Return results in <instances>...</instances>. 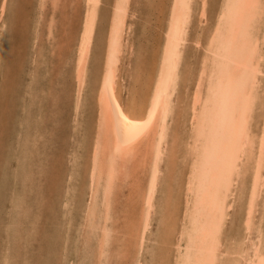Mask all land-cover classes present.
Returning a JSON list of instances; mask_svg holds the SVG:
<instances>
[{"label": "bare ground", "instance_id": "6f19581e", "mask_svg": "<svg viewBox=\"0 0 264 264\" xmlns=\"http://www.w3.org/2000/svg\"><path fill=\"white\" fill-rule=\"evenodd\" d=\"M13 1L2 0L0 7V67L5 48L6 31L13 23V18H7L8 9L12 4H16ZM37 1L39 4L37 16L40 19L48 0ZM59 2L60 0H51L53 11L57 9ZM75 2L77 1L75 0ZM83 2L84 13L81 14L82 19L78 22H81V28L79 27L80 31L76 39L71 68V78L75 85V119L79 115L83 103L82 97L88 81L89 62L93 53L102 5V0H84ZM211 3H214L215 6H211ZM80 5L78 4V6ZM131 6L132 0H113L110 3L106 35L101 42L103 48L100 46L103 57L95 91L96 115L93 128L89 130L91 134L88 135L90 140L88 143L91 144V149L89 166L86 169L87 175L84 173L86 177L88 176V181L84 180L88 185L85 187L87 190L84 187L81 188L83 189L81 192L84 190L88 192L84 191L85 194L87 193V197L85 196L87 199L82 208L83 214L80 212L83 215L79 225L82 229L81 243L83 247L81 248L83 250L80 252L78 264H110L114 257L119 259L127 257L128 250L131 248L135 252L133 264H144L147 254L146 244L150 243L147 235L156 210L161 214L162 221L159 220L161 226L156 231L157 245L154 253L153 251L151 254L148 252L153 260L152 264H160V262L163 264H264V95L262 96L264 94V89H262L264 87L262 84L264 77V0H170L166 20L164 19V29L162 34L158 33L162 36H157L159 38L161 36L162 41L159 46L152 42L155 44V48L151 47L154 57L151 61L148 60L143 65L134 64L133 79H131L128 90L129 101L125 104L120 96L118 80L126 48L125 36L129 30L128 21L135 16L134 12H131ZM210 11H214L212 17L208 16ZM193 21H195V26L192 36H189ZM38 23H35L36 26L33 28L32 41L35 44L37 41H42L40 39L42 38L40 37L41 32L37 33ZM54 23L55 16L52 13L48 18L47 34H45L48 36L45 38L47 40L51 39L50 37L54 34ZM155 39L153 38V40ZM145 41L147 42V39L143 42ZM146 42L142 45L145 46ZM189 43L192 44L194 52L198 53L197 50L201 49L198 66H195L196 70L192 69L193 66L190 67V58L185 56L186 50L189 48L186 45ZM142 50L143 48L140 47L139 55L143 54ZM41 54L43 57L44 53L41 52ZM190 54L192 53L190 52ZM140 61H145L144 57H141L138 63H141ZM46 66L48 67V65ZM148 70H150L149 73ZM141 78L145 80L144 86L146 85L148 90L144 86L142 88L139 86ZM28 86L29 84L25 85V87ZM189 86L191 87L189 88ZM137 87L141 92H138ZM179 91L183 92L179 93ZM138 93H143V95L140 98L137 97L138 101H136L135 96ZM53 94L55 95V93ZM175 95H178L176 96L178 101L179 99L186 100L182 106L183 109L175 106ZM23 96L20 98L24 102ZM44 100L46 101V99ZM21 105L20 107L23 109V104ZM22 109L20 108V110ZM21 112L23 113V111ZM173 113H178L179 118L186 116L184 126L187 124L186 129L182 130L184 148L181 155L183 162L181 169L184 170L181 178L184 180L182 183L180 181L178 186H176L177 184L173 185V182H167L170 171H176L172 164L176 155L177 142L180 140V137L176 138L175 130L170 127V117ZM16 117L18 118V116ZM27 126L25 127L27 128ZM22 161L24 163V159ZM84 174L82 176H85ZM77 176L79 175L77 174ZM82 176L80 175L79 178H86ZM4 178L6 179V177ZM77 180L80 181V179ZM126 185L128 186L126 187ZM163 185L165 190L161 188ZM124 187H126L128 195L125 197L127 199L125 203L122 202L123 198L121 197ZM64 190L63 196L69 194V188ZM74 192L77 193V190L74 189ZM26 193L25 195H27ZM73 193L71 198L75 196ZM29 195L26 198H29ZM67 198L66 196L65 199L69 200ZM43 199L45 200V198ZM71 201L73 202V200ZM77 203L82 205L81 202ZM79 204H77L78 209L81 207ZM116 204L126 207L127 212L134 208L137 209V205H140L138 210L133 212L129 222L128 219L125 221L128 224V229L123 228L120 225V220L117 219ZM234 204H240L241 229L238 228L228 237L225 235L224 227L230 211L235 210V208L233 209ZM71 209L74 210L72 207ZM45 210L47 209L45 208ZM65 210L67 211V209ZM79 210L81 211V208ZM75 212L73 211V213ZM236 213L232 215L234 216ZM178 214H181L179 223L175 218ZM66 216H69L68 212ZM178 218L180 219V217ZM73 220L75 219L73 218ZM117 224L118 228L122 227L126 231L122 232L120 228L118 230ZM16 225H18L17 222ZM32 226L31 224V228ZM35 231L33 230V232ZM62 233L60 237L64 236ZM116 239L121 241L119 249L112 246L115 245ZM160 245H163V248L170 254H174L173 257L170 255L172 257L170 260L169 252H167L168 254L161 253ZM163 248L162 250H164ZM8 257L4 258L3 264L12 263L9 261L12 257L9 259Z\"/></svg>", "mask_w": 264, "mask_h": 264}, {"label": "rangeland", "instance_id": "374dc122", "mask_svg": "<svg viewBox=\"0 0 264 264\" xmlns=\"http://www.w3.org/2000/svg\"><path fill=\"white\" fill-rule=\"evenodd\" d=\"M76 1L77 2H75V0H60V2L58 3V6L56 7L57 9L53 11V8L51 6V0H48L49 4L47 3L46 7L43 9V13H41L40 19H38V16H37L38 15V5H39L37 0H14L13 3H16V4H12L10 6V9H8V11H7V18H9V19L13 18L12 19L13 23H12V25H10L8 27V29L6 31L5 48H4V53L2 56L3 58L1 59L2 66L0 67V94H1V97H0V101H1L0 102V174L1 175H0V178L5 179L4 177H6L5 180L0 179V237H1L0 238L1 239L0 240V264H3L4 258L8 257V255H12V256H9L8 259L12 257L9 261L10 262L12 261L13 264H54V263L55 264H63V263L64 264H70V263L71 264H78L80 261L79 255H81L80 252L83 250L81 247H83V246L81 243L82 229H80L79 225L81 222V218H83V215H82L83 209L82 208L84 207L83 205H85V200L87 199L86 198L87 193L85 194V192H88V191H85V190H87L85 187H87L86 185H88V183L86 181L84 182V180L88 181V176L86 177V175H87L86 169L89 166L88 164H89V156H90V149H91L90 148L91 144L88 143V142H90V140L88 139L89 138L88 135L91 134L89 132V130H91L90 128H93V121H94V117L96 115L95 91H96V86H97L98 79L100 76V68H101L102 57H103V56H101L103 53L102 52L103 46H101L102 45L101 42L103 41L102 39H105V35H106L105 29H107L108 15H109V9H110L109 6L113 0H102L101 10H100L101 14L99 15L100 17L98 20V25H97L96 35H95V41H94L95 43L93 46V53H92L91 60L89 62V73H88V79H87L88 81H87L86 87L84 89L83 97H82L83 103H82L81 109H80L81 113L79 112V115H77V117L75 119V117H74V115H75V112H74L75 85L73 82V78H71L72 77L71 68H72V60H73V56H74V49L76 47V39L78 37V33L80 31V28H81V22L80 23H78V22L82 19V15L84 13V2H83L84 0H81V1L76 0ZM1 4H2V0H0V7H1ZM59 4H60V6H59ZM70 4H72V5H70ZM78 4L79 5L81 4V5L78 6ZM169 4H170V0H132L131 12H134L135 16H133L132 19H129V21H128L129 30L125 36V39H126L125 47L126 48H125L124 56H123L122 61H121L120 74H119L120 76H119V80H118L119 81L118 85H119V89H120V96L122 98V102L125 104H127V102L129 101L128 90L130 88L131 79H133L132 74H133V70H135L134 64H137V65L142 64L143 65V63L145 64L146 61H148V60L151 61L152 58H154L151 49L155 46V44H157L159 46L160 41H162V38H161L162 35L161 34H162L163 29H164V21L166 20L165 18H166L167 8H168ZM210 5L215 6L214 3H211ZM77 10L78 11L80 10V12H79L80 14L78 13ZM157 11H159V12L161 11V12L158 13ZM46 12H48L50 15L52 13H54V16H55V23H54L55 25L53 28V31L54 30L55 31H54V34L52 35V37H50L51 39H49V40L45 39L46 37L48 38V36H46L45 34H47L48 18L50 17V15ZM212 12H214V11H212ZM212 12L211 11L208 12V16L212 17L213 16ZM63 15H65V16H63ZM44 16H45V19L43 18ZM62 17H64V18H62ZM78 18H79V20H77ZM38 21H39V23H38ZM57 21H58V23H57ZM194 22L195 21H193V24L191 25L192 28H190L189 36H192L193 28L195 26ZM35 23L39 24V27L37 29V33L39 34V32H41L40 37H42V38H40L42 41H37L36 44L33 43V41H32L33 28L36 26ZM130 26H131V29H130ZM140 29H142V30L144 29V30L142 31ZM100 30H102V31H100ZM158 33H161V34H159V35H161L160 38L157 37V36H159ZM134 35H135V37H134ZM96 38H98V39H96ZM153 38L154 39L156 38V39L153 40ZM146 39H147V42L145 41L146 45L143 46L142 43L145 44V42H143V41ZM151 40H153V41H151ZM152 42L155 44H153ZM53 43H55V44H53ZM186 46L189 48L185 47V48H187V50H186L187 54L185 53V56L190 58V61H191V62L189 61V63H191L190 67L193 66L192 69H195L198 66L197 65L198 57H199V54L201 52V49L197 50V52L198 51L199 52L196 53V52H194L195 51L194 48H192L193 47L192 44L189 43ZM140 47L143 48V50H142L143 54H141L142 56L139 55V52H140L139 48ZM127 49L128 50L130 49V50L128 51ZM145 49H146V51H145ZM38 50L40 51V53H38L39 52ZM148 50H149V52H148ZM57 51L59 54L57 53ZM41 52L44 53L43 57L41 56L42 55ZM190 52L192 54H190ZM195 53H196V55H195ZM131 54H133V55H131ZM195 56H197V58H195ZM141 57H144L145 61H143V62L140 61L141 63H138L139 59ZM40 58L41 59L43 58V59L41 60ZM191 58H192V60H191ZM124 59H125V61H123ZM193 61H195V62H193ZM54 63H55V67H54ZM58 63H60V64H58ZM46 65H48V67ZM130 65H132V66H130ZM46 71H48V72L46 73ZM149 72H150V70H148V73ZM45 73L48 75H46ZM54 74H56V75H54ZM124 75H126V76H124ZM130 75L132 78L130 77ZM124 78H126V79H124ZM125 80L128 82H126ZM262 80L264 81V77L262 78ZM94 81H95V83H94ZM140 81L141 82H140L139 86L142 88L144 86V83H146V82L142 78ZM142 81H144V82H142ZM263 81H262V84L264 86ZM29 82H31V83H29ZM28 84H29V86L25 87V85L27 86ZM55 84H56V86H55ZM144 87H146V85ZM190 87L191 86H189V88ZM145 89L148 90V87H146ZM262 89H264V87ZM23 90H25V91H23ZM137 90H138V92H141V90L138 87H137ZM181 92H183V91H179V93H181ZM26 93H27V95H26ZM53 93H55L56 96ZM22 95H24L23 96L24 102L20 98V97H22ZM141 95H143V93L142 94L138 93L135 96V100L138 101L137 97L140 98ZM263 95L264 94H262V96ZM176 96H178V95H175V97H174V104H175V106L177 105L181 109V107L184 106V102H186V100L184 101L183 99H179V101H178V98ZM125 98H126V100H125ZM44 99H46V101ZM60 101H61V103H60ZM42 102H43V104H42ZM21 104H23V109H22V107H20ZM20 108L22 110H20ZM182 109H183V107H182ZM21 111H23V113ZM184 113L186 114V112H184ZM173 114H174V116H173ZM173 114L170 117V127L173 130H175L176 138L180 137L179 138L180 140L178 139L179 141L177 142V146H176V155L174 157L175 159H174L173 164H172V166L176 168V171L174 169H173L174 170L173 172L170 171V175L167 176V180H168L167 182L168 183L173 182L174 183L173 185L177 184L176 186H178L179 182L181 181V183H182V180H184V178H181L182 177L181 175H183V170H184V169H181L182 165H183L181 155L183 153L182 150L184 148V145L182 142V140H184L183 135H182V130L186 129L185 126L187 127V124H185V126H184V123H185L184 118L186 116L183 118L182 117L179 118L178 113H173ZM2 115H4V116L2 117ZM16 116H18V118ZM16 121H18V122L21 121V122L18 123ZM75 121H76V123H75ZM21 123H22V125H21ZM26 125H28L27 128L25 127ZM43 126H45V127H43ZM87 130H88V132H87ZM51 131H53V132L51 133ZM40 134L41 135L43 134V135L41 136ZM56 135H57V137H56ZM32 142H33V144H31ZM40 153H41V155H40ZM25 158H27V159H25ZM22 159H24V163H23ZM18 161H20V162H18ZM69 162H70V164H69ZM19 163L21 164V166ZM28 163L31 165H29ZM42 163L44 166L41 165ZM23 164H25V165H23ZM39 164H40V166H39ZM36 165H37V167H36ZM19 166H20V168H18ZM10 169H11V171H10ZM20 169H22V170H20ZM23 169H24V171H23ZM32 169L33 170L35 169V170L33 171ZM2 170H3V172H2ZM70 170L72 171V173ZM4 172H5V175H8V176H5ZM6 172H8V173H6ZM42 172H44V173H42ZM23 173H24V175H23ZM81 173L82 174L85 173L86 175L84 174L85 176H82ZM42 174H44V175L41 176ZM77 174L79 176L81 175L82 177H86V178L81 179V178H79V176H77ZM14 175H15V177H14ZM167 175H168V173H167ZM8 177H10V178H8ZM33 177H35L36 179H34ZM38 177H39V179H38ZM76 178L80 179V181L77 180ZM40 180H42V181H40ZM43 180H44V182H43ZM30 182H31V184H30ZM80 182H84V183H80ZM169 185H171V184H169ZM127 186L128 185H126V187ZM50 187L52 188V190ZM76 187L79 189H77ZM83 187L85 189L84 190L85 192L84 191L81 192V190H83L81 188H83ZM126 187H124V189H122V192H121L122 194L118 193V194H121V197L123 198V200H122L123 203L126 202L127 199L125 197L128 196L126 194L127 193ZM48 188H49V191H48ZM67 188L70 189L69 194L63 196L64 195L63 193L65 192L64 189H67ZM161 188L163 190L166 189L164 187V185ZM74 189H75V191L77 190V193L76 192L73 193ZM30 190H31V193H29ZM175 190H177V189H175ZM21 191H23V192H21ZM26 192H28V193H26ZM43 192H45V193H43ZM83 192H84V198L82 197ZM20 193L22 194V196ZM25 193L27 195L30 194L29 198H26L27 195H25ZM72 193H73V195H75L73 197L77 198V199L71 198ZM175 193H176V191H175ZM47 194H49L50 196L48 197ZM37 195H38V200H37ZM66 196L68 197L67 199H69V200L65 199ZM35 197H36V199H35ZM22 198H23V200H22ZM42 198H45V200L44 199L42 200ZM70 199L73 200V202ZM57 200H58V202H57ZM83 200H84V202H83ZM23 201H24V205H23ZM48 202H49V206H48ZM77 202H81L82 205L77 203ZM66 204H68V205H66ZM77 204H79V207L81 206L80 207L81 211L79 210L80 208L78 209ZM50 205H52L53 208H51L52 206H50ZM236 205H237V207H235ZM71 207L74 208V210L71 209ZM138 207H140V205H137V209L134 208L133 210H129L127 212L126 207H123V205H121V204H116V209H115L116 212L115 213L116 214L118 213L117 219L120 220V225L123 228L128 229V227H127L128 224L125 221H127V219H128V222H129V219H131V217L133 216L132 215L133 212L137 211ZM45 208L47 210H45ZM61 208H62V210H61ZM234 208H235V210H234L235 212L234 211H230V212L231 213L232 212L238 213V211H239V213L234 214V216L232 215L233 213L232 214L230 213L229 218L227 219V221L225 223L226 226L224 227L225 235L228 237H229L230 233L232 234L233 232H236L238 228L241 229L240 219L242 218L241 217L242 215H239V214H241L240 204L239 205L234 204L233 209ZM65 209H67V211ZM55 210H56V212H55ZM70 210H73L74 212L76 211L75 212L76 214L73 213V211H71L72 212L71 213ZM119 210H120V212H119ZM42 211H43V213H41ZM65 211H66V214L68 212L69 216H66V214L64 213ZM50 212H51V214H50ZM58 212H60V213H58ZM80 212H82V214ZM179 212H181V210H179ZM62 213H63V216H62ZM157 213H159V212L156 210L154 215L152 216V222H151V225H150V228L148 231L147 238H149L148 241H150V243H149V245L146 244L147 254L145 257L144 264H150V262L152 264V261H153V260H151L150 254L152 251L154 253V250L156 248V245H157V242L155 241L156 240L155 239L156 238V231L161 226V222L159 220L162 221L161 214L159 213L157 215ZM64 214H65V216H64ZM70 214H73V215H70ZM77 214H79L80 216ZM72 216H74V217H72ZM122 216L124 217V219ZM38 217H39V219H38ZM70 217L72 218V220ZM178 217H180V219ZM17 218H19V219H17ZM73 218L77 222H74L75 220H73ZM136 218H137V216H136ZM175 218H176L177 223H179L181 220V214H178ZM18 220H20L19 222L21 223V227H20V223L18 222ZM64 220H67L69 222L65 221L66 222L65 223ZM47 221H48V223H47ZM16 222L18 225H16ZM42 222H44V223L41 224ZM118 222L119 221H117V223ZM227 222L229 223V225ZM31 224L33 225L32 228H31ZM118 224L116 225V228H118L117 227V226H119ZM62 225H63V227H62ZM74 225H76V226L72 227ZM10 227H12V228H10ZM122 227H119L122 230V232L126 231V230L122 229ZM156 227H157V229H156ZM37 228L39 231L37 230ZM119 228H118V230H120ZM35 229H36V231H35ZM73 229H76V230H73ZM6 230H7V232H6ZM33 230L35 232H33ZM54 230H55L56 234L54 233ZM48 231H50V232H48ZM30 232H31V234H30ZM21 233H22V235H21ZM25 233H26V236H25ZM61 233L64 235V236H62L63 238L60 237ZM67 233H68V235H66ZM76 233L78 234L77 236H76ZM119 233L122 234L120 231H119ZM120 234H118V236ZM7 236L11 237V238H8ZM6 237H7V239H6ZM31 237H32V239H31ZM22 238H24V239H22ZM79 239H80V241H79ZM173 239H174V237H173ZM6 240H8V241L5 242ZM25 240H26V242H25ZM148 241H147V243H148ZM114 243H115V245L114 244L112 245L113 248L119 249L118 247H120L121 241L116 239ZM8 246H10L11 248H9ZM12 246H14V247H12ZM17 247H18V249H17ZM159 247H160L161 253L168 254L167 252H169V251H166L163 248L164 247L163 245H160ZM162 248L164 250H162ZM11 249H12V251H11ZM14 249H15V251H13ZM70 249H72V250H70ZM129 249H130V247H129ZM131 249L133 252L132 254H131ZM131 249L128 250L127 257H125L124 259H119V258L114 257L113 259H111L110 264H120V263L125 264L128 262H129L128 264H130V263L133 264L132 261H133V257H134L135 252H134L133 248H131ZM167 249H168V247H167ZM74 251H76V252H74ZM163 251H165L166 253ZM16 253H17V255H16ZM74 253H75L76 257L73 256ZM147 255H148V257H147ZM170 255H172V253L170 254V252H169V256ZM13 256H14V258H13ZM68 256H69V259H68ZM173 256H174V254L172 255V257ZM172 257L170 256L169 260ZM60 259H62L61 260L62 263H61ZM126 259H127V261H126ZM128 259H130L131 261ZM120 260H122V261H120ZM58 261H59V263H58ZM12 263H10V264H12ZM161 263L163 264V262H160V264Z\"/></svg>", "mask_w": 264, "mask_h": 264}]
</instances>
